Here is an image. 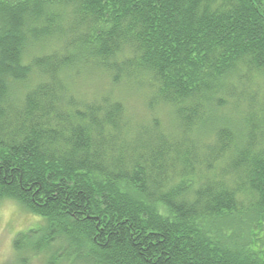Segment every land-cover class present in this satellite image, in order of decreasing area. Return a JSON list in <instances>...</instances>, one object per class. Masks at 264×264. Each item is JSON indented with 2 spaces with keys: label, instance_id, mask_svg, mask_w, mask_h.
Here are the masks:
<instances>
[{
  "label": "trees",
  "instance_id": "16d2710c",
  "mask_svg": "<svg viewBox=\"0 0 264 264\" xmlns=\"http://www.w3.org/2000/svg\"><path fill=\"white\" fill-rule=\"evenodd\" d=\"M3 201L11 264H264V0H0Z\"/></svg>",
  "mask_w": 264,
  "mask_h": 264
},
{
  "label": "rangeland",
  "instance_id": "374dc122",
  "mask_svg": "<svg viewBox=\"0 0 264 264\" xmlns=\"http://www.w3.org/2000/svg\"><path fill=\"white\" fill-rule=\"evenodd\" d=\"M48 47H51L49 43L46 44L47 52L50 50ZM102 74L94 69L82 72L75 78L77 79V86L81 87L80 91L90 98L94 96L99 97L112 92L115 96L113 98L124 102L129 113L136 120L146 119V113L148 111L146 107L148 100L146 92H138L136 87L130 85L123 86L122 89L125 91L120 90V87L116 89V87L111 86L107 78ZM165 113V127H168L167 129L170 130V132L177 133L176 129L179 127L177 121L173 118L169 110ZM226 115L235 121L240 119L239 115H236L232 108L226 112ZM40 223V219L24 211L16 203L12 201H3L0 203V264H11V261H13L11 257L13 255V240L15 237L21 232L33 230L36 226L38 227ZM35 264L41 263L36 261Z\"/></svg>",
  "mask_w": 264,
  "mask_h": 264
}]
</instances>
